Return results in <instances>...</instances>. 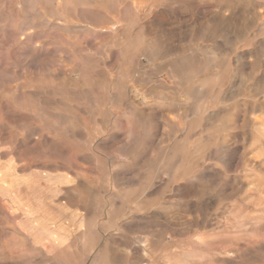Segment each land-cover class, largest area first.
<instances>
[{"label": "rangeland", "instance_id": "rangeland-1", "mask_svg": "<svg viewBox=\"0 0 264 264\" xmlns=\"http://www.w3.org/2000/svg\"><path fill=\"white\" fill-rule=\"evenodd\" d=\"M0 264H264V0H0Z\"/></svg>", "mask_w": 264, "mask_h": 264}]
</instances>
